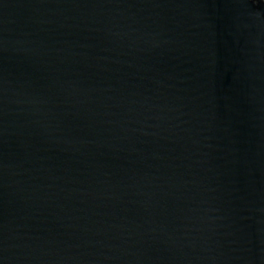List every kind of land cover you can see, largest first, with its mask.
Returning a JSON list of instances; mask_svg holds the SVG:
<instances>
[{
  "label": "water",
  "instance_id": "1",
  "mask_svg": "<svg viewBox=\"0 0 264 264\" xmlns=\"http://www.w3.org/2000/svg\"><path fill=\"white\" fill-rule=\"evenodd\" d=\"M0 264H264V0H0Z\"/></svg>",
  "mask_w": 264,
  "mask_h": 264
}]
</instances>
